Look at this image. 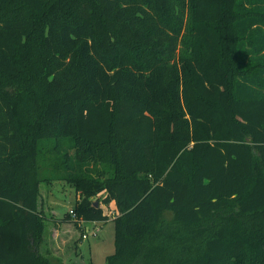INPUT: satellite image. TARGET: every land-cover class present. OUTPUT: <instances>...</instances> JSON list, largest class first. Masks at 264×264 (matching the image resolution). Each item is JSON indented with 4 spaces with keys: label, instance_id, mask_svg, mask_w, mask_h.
<instances>
[{
    "label": "trees",
    "instance_id": "obj_1",
    "mask_svg": "<svg viewBox=\"0 0 264 264\" xmlns=\"http://www.w3.org/2000/svg\"><path fill=\"white\" fill-rule=\"evenodd\" d=\"M56 179L105 264H264V0H0V264Z\"/></svg>",
    "mask_w": 264,
    "mask_h": 264
},
{
    "label": "rangeland",
    "instance_id": "obj_2",
    "mask_svg": "<svg viewBox=\"0 0 264 264\" xmlns=\"http://www.w3.org/2000/svg\"><path fill=\"white\" fill-rule=\"evenodd\" d=\"M40 192L39 202L47 217L40 249L51 264H105L106 257L115 250L113 217L107 221H86L85 230L80 229L78 224L63 220L78 200L75 187L56 179L51 184L41 183ZM114 205L112 202L106 210L109 215ZM165 218L171 220V214L167 213ZM96 230H99L97 235H93ZM83 232L88 233L87 239L81 237Z\"/></svg>",
    "mask_w": 264,
    "mask_h": 264
},
{
    "label": "built area",
    "instance_id": "obj_3",
    "mask_svg": "<svg viewBox=\"0 0 264 264\" xmlns=\"http://www.w3.org/2000/svg\"><path fill=\"white\" fill-rule=\"evenodd\" d=\"M70 214L72 215V218H73V219H76V215H75V213H74L73 210L70 211ZM109 216H111V217L114 218V217L116 216V214H110ZM84 222H86V221H79V222H78V227H79L80 229L85 230L84 227H83V223H84ZM98 231H99V230H96L95 232H93V235H97ZM81 237H82L83 239H87V238H88V233L83 232V233L81 234Z\"/></svg>",
    "mask_w": 264,
    "mask_h": 264
},
{
    "label": "crops",
    "instance_id": "obj_4",
    "mask_svg": "<svg viewBox=\"0 0 264 264\" xmlns=\"http://www.w3.org/2000/svg\"><path fill=\"white\" fill-rule=\"evenodd\" d=\"M115 204V203H114ZM115 208V205H114ZM113 211L110 214H116V211L114 209H112ZM117 215V214H116ZM58 230V229H57ZM55 231V235L58 236V231Z\"/></svg>",
    "mask_w": 264,
    "mask_h": 264
},
{
    "label": "water",
    "instance_id": "obj_5",
    "mask_svg": "<svg viewBox=\"0 0 264 264\" xmlns=\"http://www.w3.org/2000/svg\"><path fill=\"white\" fill-rule=\"evenodd\" d=\"M95 205L98 206V202H95Z\"/></svg>",
    "mask_w": 264,
    "mask_h": 264
}]
</instances>
